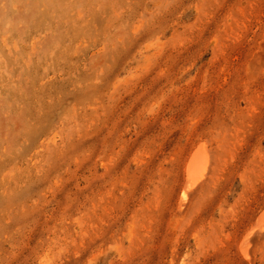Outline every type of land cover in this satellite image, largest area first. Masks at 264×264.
I'll return each mask as SVG.
<instances>
[{
  "label": "rangeland",
  "instance_id": "rangeland-1",
  "mask_svg": "<svg viewBox=\"0 0 264 264\" xmlns=\"http://www.w3.org/2000/svg\"><path fill=\"white\" fill-rule=\"evenodd\" d=\"M262 214L264 0H0V264H264Z\"/></svg>",
  "mask_w": 264,
  "mask_h": 264
},
{
  "label": "bare ground",
  "instance_id": "bare-ground-1",
  "mask_svg": "<svg viewBox=\"0 0 264 264\" xmlns=\"http://www.w3.org/2000/svg\"><path fill=\"white\" fill-rule=\"evenodd\" d=\"M207 154H209V153H207V151H206L205 144L201 143V145H198L197 149L191 155L189 162L187 164L188 166H187V170H186L187 171V177H188V180H187L188 183L186 185V188H187L186 190H188L189 188L192 189L193 187H195V185H197L204 178L207 177V173L209 171V162H210ZM185 192H187V191H185ZM184 194H186V193H184ZM263 222H264V214L261 215V217L259 218L258 223H257V226L258 225L261 226V227H259L260 231H261V229L264 228ZM252 230H251V232H252ZM254 231L256 232L257 230L254 229Z\"/></svg>",
  "mask_w": 264,
  "mask_h": 264
}]
</instances>
